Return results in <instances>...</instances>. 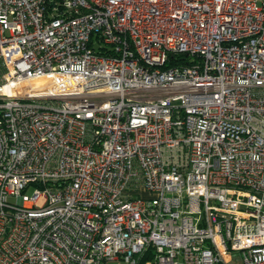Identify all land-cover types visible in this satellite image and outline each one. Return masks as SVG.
<instances>
[{"label":"built area","instance_id":"1","mask_svg":"<svg viewBox=\"0 0 264 264\" xmlns=\"http://www.w3.org/2000/svg\"><path fill=\"white\" fill-rule=\"evenodd\" d=\"M0 264H264V0H0Z\"/></svg>","mask_w":264,"mask_h":264},{"label":"bare ground","instance_id":"2","mask_svg":"<svg viewBox=\"0 0 264 264\" xmlns=\"http://www.w3.org/2000/svg\"><path fill=\"white\" fill-rule=\"evenodd\" d=\"M43 83H44V82L41 81V80H38V81H37V80H34V81L31 83V85H32V84H35V85H38V84H39V85H42Z\"/></svg>","mask_w":264,"mask_h":264},{"label":"rangeland","instance_id":"3","mask_svg":"<svg viewBox=\"0 0 264 264\" xmlns=\"http://www.w3.org/2000/svg\"><path fill=\"white\" fill-rule=\"evenodd\" d=\"M37 81H38V80H37ZM27 193H28V194L31 193V190H28ZM41 204H42V200L39 202V205H41Z\"/></svg>","mask_w":264,"mask_h":264}]
</instances>
